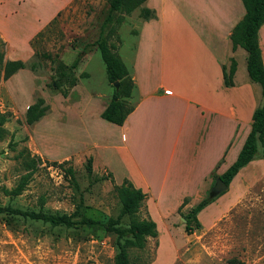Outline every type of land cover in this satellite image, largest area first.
Here are the masks:
<instances>
[{"label": "rangeland", "instance_id": "1", "mask_svg": "<svg viewBox=\"0 0 264 264\" xmlns=\"http://www.w3.org/2000/svg\"><path fill=\"white\" fill-rule=\"evenodd\" d=\"M59 4V0L0 1V21L9 31L5 35L0 30L3 62L20 60L26 65L9 79L0 80V114L6 116L0 130V208L65 214L75 222L84 217L99 224L67 227L2 212L0 264H113L119 243L130 237L104 230L107 220L121 211L113 190L116 183L97 158L91 173L86 172L91 154L81 140L89 125L99 129L98 120L103 122L99 112L114 91L96 44L106 40L128 66L143 19L139 9L130 14L111 11L107 0H71L44 19ZM80 52L84 53L73 71L76 86L63 97L65 85L55 92L51 84ZM44 53L49 59L42 57ZM38 97L50 110L27 125L25 110ZM129 101L134 104L133 94ZM160 147L159 141L140 144V151L134 153L138 163L134 169L141 167L149 175L158 171ZM28 154L41 162L31 167L26 162ZM62 159L69 161L75 184L61 168L45 163ZM149 165L153 168L148 169ZM22 179L25 184L20 194L4 192ZM156 209L157 237L147 238L142 250L129 251L134 264H264V168L252 166L213 197L197 216L199 228L191 234L184 231L183 207L173 212L174 204L169 201ZM148 217L144 202L134 216H123L118 227L126 229L132 220Z\"/></svg>", "mask_w": 264, "mask_h": 264}, {"label": "crops", "instance_id": "2", "mask_svg": "<svg viewBox=\"0 0 264 264\" xmlns=\"http://www.w3.org/2000/svg\"><path fill=\"white\" fill-rule=\"evenodd\" d=\"M59 1L44 19L71 0ZM143 7L155 18L142 20L130 64L123 62L135 84L134 110L121 126L103 119L99 129L89 125L81 141L89 146L92 163L97 158L116 184L127 179L147 195L144 202L155 221L153 210L169 201L175 212L186 200L185 214L207 196L236 160L262 99L259 85L245 74L246 52L231 48L230 34L245 14L241 0H146ZM0 30L9 33L1 21ZM257 39L264 67V24ZM231 59L233 84L225 86L223 67L227 70ZM153 141L161 143L162 166L149 175L134 169V153ZM252 166L264 168V161L253 159L229 186Z\"/></svg>", "mask_w": 264, "mask_h": 264}, {"label": "trees", "instance_id": "3", "mask_svg": "<svg viewBox=\"0 0 264 264\" xmlns=\"http://www.w3.org/2000/svg\"><path fill=\"white\" fill-rule=\"evenodd\" d=\"M146 0H107L109 9L111 11L130 14L132 11L139 9L141 18L145 21L154 19L155 13L145 7L143 3ZM245 14L243 18L234 26L231 34V48L234 51L237 47L242 48L246 52V71L251 82L259 85L261 90V104L252 114L251 129L248 133L244 144L237 155L236 160L231 166L218 178H220L226 185H229L238 171L246 166L253 159L257 158L264 161V67L261 60V52L258 45L257 33L262 24H264V0H241ZM97 49L101 60L104 64L105 76L108 83H117V88L113 86L114 91L109 103L100 114V118L111 124L121 126L127 116L134 110V104H130L135 84L129 75L122 59L112 52L111 47L106 40L101 39L97 44ZM84 52H80L69 66H63V70L58 74L57 79L51 84V89L55 92L60 90L64 85L62 96L65 97L69 91L76 86V80L73 77V71L77 68L81 56ZM42 57L49 59L48 54H42ZM26 68V65L20 60H6L3 62V53L0 45V80H7L15 73ZM236 63L233 59L230 60V65L226 70L223 67V79L225 86H232V77L235 72ZM31 71L35 70V66H29ZM85 77V74H82ZM50 110L49 105L42 97L30 104L24 113V122L27 125H32L43 118ZM6 122V116L0 114V130L2 125ZM26 162L35 167L41 160L37 157H30L28 154ZM47 165L57 166L61 168L65 175L69 177L71 184H75L73 169L69 165L68 160L60 163L45 162ZM85 170L91 173L92 157H88L85 163ZM108 176L112 183L113 177L111 173ZM25 180L22 179L19 184L10 191L5 193L16 196L23 190ZM113 190L116 193L120 204L121 211L115 218H109L103 225L104 230L109 234H115L123 238L125 234H129V238H124L122 243L118 245V252L113 257V264H134L129 257L130 250H142L145 247L147 238L157 237V227L155 222L150 219L132 220L126 229L118 227L123 216H134L144 203L147 195L140 189L135 188L132 183L123 179L119 185L114 184ZM213 200L211 194L202 199L187 213L181 214L184 220V231L191 234L194 230L199 228L197 219L198 214L204 210ZM185 201L178 208V212L182 209ZM8 212L11 214H18L27 217L31 220H40L51 225H64L72 227L76 225H96L98 221L89 218H81L78 222L71 219V216L62 215H45L42 213L23 212L20 210L10 208H0V213ZM191 222L194 225H191ZM145 264V263H144Z\"/></svg>", "mask_w": 264, "mask_h": 264}, {"label": "water", "instance_id": "4", "mask_svg": "<svg viewBox=\"0 0 264 264\" xmlns=\"http://www.w3.org/2000/svg\"><path fill=\"white\" fill-rule=\"evenodd\" d=\"M113 86L117 88V83H114ZM228 186L229 185H226L220 178H216L214 184L209 190V194H211L212 197L219 196L228 189Z\"/></svg>", "mask_w": 264, "mask_h": 264}]
</instances>
